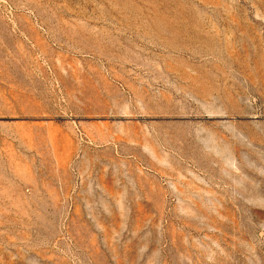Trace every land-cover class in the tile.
<instances>
[{
	"label": "rangeland",
	"instance_id": "obj_1",
	"mask_svg": "<svg viewBox=\"0 0 264 264\" xmlns=\"http://www.w3.org/2000/svg\"><path fill=\"white\" fill-rule=\"evenodd\" d=\"M0 264H264V0H0Z\"/></svg>",
	"mask_w": 264,
	"mask_h": 264
}]
</instances>
